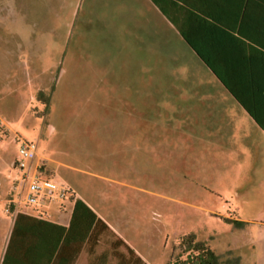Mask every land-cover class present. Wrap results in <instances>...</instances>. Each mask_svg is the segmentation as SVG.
<instances>
[{
    "label": "rangeland",
    "instance_id": "374dc122",
    "mask_svg": "<svg viewBox=\"0 0 264 264\" xmlns=\"http://www.w3.org/2000/svg\"><path fill=\"white\" fill-rule=\"evenodd\" d=\"M33 3L24 4L27 12H55L63 18L40 19V25L34 27L32 19L16 18L13 2L0 0V187L10 180L8 200L19 173L12 163L18 157L21 140L50 149L49 141L43 138L48 129L49 135L59 137L55 155L78 167L71 170L63 166L62 172L48 174L72 189L75 183L81 197L117 234L133 242L149 264H167L172 254L180 251L179 237L189 232L207 241L222 264H264V131L254 130L252 117L243 109H232L229 124L216 127L210 134L200 132V138L177 130L175 93L190 92V85L184 82L175 55L171 56L173 50H162V44H156L157 38L151 36L148 50H135L136 57L145 63L140 75L150 78L145 86L151 102L146 117L151 126L143 128L144 140L134 143L132 156L125 162L115 160L111 149L101 144L111 138L110 131L102 130L111 116L100 121L85 113L93 101L79 97L72 76L79 74L80 63L118 60L117 52L112 55L113 49L97 39L100 36H79L80 0ZM46 21L52 23L55 34ZM32 37L39 47L34 54L30 49ZM64 53H69L75 67L63 66ZM126 68V72L122 68L114 74H128ZM64 69L72 71L70 76H61ZM82 69L91 74L92 68ZM58 77V91L46 108V103L36 98L39 92L35 85L45 78L58 82ZM162 94L171 103L164 109ZM128 117L138 119L136 115L118 116ZM206 117L215 122L220 116ZM52 142L54 145L53 138ZM76 149L87 154L83 162L72 159ZM75 199L74 194L42 207H20L38 215L49 213L62 221L71 216ZM54 208L59 214L52 213ZM114 240L111 233L103 235L99 249L111 252L106 264H117ZM119 251L125 248L121 246ZM96 256L88 251L83 264H99Z\"/></svg>",
    "mask_w": 264,
    "mask_h": 264
},
{
    "label": "crops",
    "instance_id": "0c3cea01",
    "mask_svg": "<svg viewBox=\"0 0 264 264\" xmlns=\"http://www.w3.org/2000/svg\"><path fill=\"white\" fill-rule=\"evenodd\" d=\"M5 1L15 4L17 19H32L34 27L40 25L38 21L40 19L52 20L56 16L59 19L63 18L55 12H27L28 10H25L28 6L24 4L29 2L35 4L44 0ZM49 1L52 0H46V2ZM80 2L79 36L81 34L92 37L100 36L97 39L105 46L109 45L113 49L112 55L117 52L119 57L118 60L110 58L85 64L82 62L78 67L79 74L72 76L79 97L84 96L93 101V106L84 109L85 113L93 114L95 119L100 121L106 116H111V122L102 126V130L110 131L111 138L109 141H102L101 144L102 148L111 149V156L115 160L125 162L132 156L134 143L144 140L141 133L143 128L151 126L146 117L151 111V102L145 86V81L149 84L150 78L140 75V70L145 68V63L143 65V59L136 57L137 52L135 51L141 48L149 49L151 36L157 38L156 44H162L164 48L162 50L174 51V53L171 51V56L175 55V62L179 63L181 76L184 82L190 85V92L175 93L173 105L177 130L200 138V132L202 135L204 131L210 134V131L216 127L229 124L232 109L238 111L243 109L248 113L202 59V56L209 58L213 65L226 75L234 71L241 73V76L249 74V68L243 69L242 65L251 64L257 76L254 81L259 86L256 99L260 103L259 106L264 108V14L261 10L244 14L245 0H162V11L153 0H80ZM45 25L52 30L48 31L56 33L51 26L52 23L46 21ZM67 34L69 35V31ZM34 39L32 37L30 48L33 54L39 50ZM63 40L65 41V36ZM121 54L126 57L125 60L121 59ZM248 58H252L253 63H249ZM76 65L69 53H66L63 57V66L75 67ZM86 67L92 68L89 71L91 74L82 69ZM108 67L109 70L106 69ZM126 67H129L128 74L115 75L119 74L122 68L126 72ZM70 71L64 69L61 76L62 74L63 78L66 75L70 76L68 75ZM60 77H58V82L54 78L50 80L45 78L35 85L34 90L38 93L41 90L46 91L53 88L52 101L58 91ZM239 80L242 79L239 78ZM170 105L168 97L162 94V108ZM202 114L205 116L200 117ZM212 114H218L220 117L213 122L206 117ZM120 115H136L138 119L135 121L133 117L118 118ZM253 123L256 125L252 124V127H256L254 130L264 131L256 122L253 121ZM98 128L101 129V126L98 125ZM78 130L80 131L81 128ZM52 131H55L53 126ZM73 135L72 132L70 137L72 138ZM57 137H53V134L49 135L47 129L45 134L43 133V138L49 141L52 148L38 147V156L45 167L44 175L48 177L59 173L63 166L71 170L78 168L55 155V148L59 145V137ZM52 138L55 140L54 145ZM90 147L88 145L87 150ZM87 157L82 150L76 149L72 159L83 162ZM15 160L12 163L14 166ZM71 185L76 198L83 199L75 183ZM9 187L10 180H5L0 187V264H56L59 252L62 251L64 255V251L61 250V240L56 234L57 230L43 222L48 221L68 227L71 216L67 220L59 221L49 216V213L45 216L38 215L34 210L20 206L12 205L13 210H11L7 198ZM87 204L91 207L89 203ZM92 209L96 212L94 208ZM19 213L25 217L16 223ZM52 213L59 214V211L54 208ZM96 213L115 232L100 213ZM102 238L94 251H91L87 244L84 245L74 264L86 262L88 251L92 254L96 253L99 264H102L99 256L106 250L99 249ZM123 239L147 261L133 242L126 238ZM63 255L62 264H64Z\"/></svg>",
    "mask_w": 264,
    "mask_h": 264
},
{
    "label": "trees",
    "instance_id": "16d2710c",
    "mask_svg": "<svg viewBox=\"0 0 264 264\" xmlns=\"http://www.w3.org/2000/svg\"><path fill=\"white\" fill-rule=\"evenodd\" d=\"M153 1L162 11V0ZM254 10H261L264 14V0H245L244 14H249V12ZM202 59H204L225 87L246 109L259 127L264 129V108L259 106L260 103L256 99L259 86L258 83L254 81L257 76L254 69L250 66L251 64H249V66H244L245 64L242 65L243 69H247L246 67L249 68V74L241 76V73L234 71L226 75L215 67L209 58H203L202 56ZM248 62L253 63L252 58H248ZM239 70L241 71V69ZM239 78L242 80H239ZM52 93L53 88L48 92L41 90L37 94V99L46 103V108H48ZM10 209L13 210L12 205H10ZM23 217H25V215L19 213L16 223ZM43 223L55 228V230H57L56 234L59 235L61 240L60 245L61 250L64 251V255L62 251L59 252L56 264H62V255L64 256V264H74L84 245L87 244L90 250L94 251L102 236L107 233H111L115 237V240L112 242V247L117 259V264H149L123 238L117 235L81 198H76L74 200L70 225L68 227L59 226L48 221H44ZM241 223L242 222H238V224ZM121 246L125 248V251H119ZM177 247L180 251L176 255L173 253L167 264H222L220 256L216 251L207 241L198 239L195 232L181 235ZM110 255V251H103L101 256H99L101 263L106 264Z\"/></svg>",
    "mask_w": 264,
    "mask_h": 264
},
{
    "label": "built area",
    "instance_id": "2783aa9c",
    "mask_svg": "<svg viewBox=\"0 0 264 264\" xmlns=\"http://www.w3.org/2000/svg\"><path fill=\"white\" fill-rule=\"evenodd\" d=\"M15 167L18 175L12 182L13 194L9 205L42 207L56 200L63 201L68 195L73 196V189L68 185L58 184L51 177L44 175L43 162L38 156V144L21 140Z\"/></svg>",
    "mask_w": 264,
    "mask_h": 264
}]
</instances>
